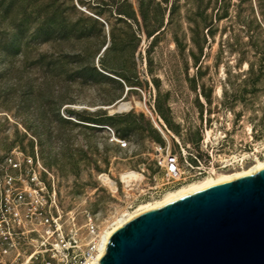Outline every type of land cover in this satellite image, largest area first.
<instances>
[{
    "label": "rangeland",
    "instance_id": "obj_1",
    "mask_svg": "<svg viewBox=\"0 0 264 264\" xmlns=\"http://www.w3.org/2000/svg\"><path fill=\"white\" fill-rule=\"evenodd\" d=\"M114 1L0 0V156L37 155L60 208L100 232L179 187L153 158L164 141L145 106L174 152L225 131L219 152L264 154V0H224L218 21L220 0Z\"/></svg>",
    "mask_w": 264,
    "mask_h": 264
},
{
    "label": "built area",
    "instance_id": "obj_2",
    "mask_svg": "<svg viewBox=\"0 0 264 264\" xmlns=\"http://www.w3.org/2000/svg\"><path fill=\"white\" fill-rule=\"evenodd\" d=\"M146 112L163 137L164 142L153 149V158L168 185L180 186L236 167L241 169L264 158L257 149L219 152L218 147L226 142L225 131H219L214 142L205 131L200 152H188L182 146L174 152L161 130L160 118L148 109ZM105 129L121 149L128 147V142L110 127ZM42 170L37 155L15 149L0 156V264H94L101 232L93 215L84 212L83 223L78 224L73 212H64L54 185L43 180Z\"/></svg>",
    "mask_w": 264,
    "mask_h": 264
},
{
    "label": "water",
    "instance_id": "obj_3",
    "mask_svg": "<svg viewBox=\"0 0 264 264\" xmlns=\"http://www.w3.org/2000/svg\"><path fill=\"white\" fill-rule=\"evenodd\" d=\"M98 264H264V168L132 217Z\"/></svg>",
    "mask_w": 264,
    "mask_h": 264
},
{
    "label": "bare ground",
    "instance_id": "obj_4",
    "mask_svg": "<svg viewBox=\"0 0 264 264\" xmlns=\"http://www.w3.org/2000/svg\"><path fill=\"white\" fill-rule=\"evenodd\" d=\"M218 92H220V89L218 90ZM145 108L147 109L146 106H145ZM155 125L158 126V124H156V122H155ZM262 168H264V158L255 160L253 164H251L250 166H247L246 168L243 167L241 169H235V170H232L229 172L227 171V172H223V173H218L214 176L208 175V176H205L198 181L194 180V182H189L187 184L185 183V185L182 184L181 186H179L178 188H176L174 190L166 191L159 199L140 204L137 208H135L131 212H125V211L122 212L121 211L122 213L119 216L113 218L112 221L110 220L111 223L109 224V226H106L107 228H105L101 232V241H100V246H99V252L97 254V259H96L94 264H98V259L104 253L106 242H107L109 235L115 229H117L118 227H120L121 225L126 223L128 220H130L132 217H134L140 213H143L145 211L152 210V209L158 208L160 206H163L167 203H170V202L175 201V200H177L183 196H186L188 194H191L193 192L201 190V189H203L209 185H212L214 183L221 182V181L228 180V179H232V178L241 177V176H246V175L252 174V173H254L257 170L262 169Z\"/></svg>",
    "mask_w": 264,
    "mask_h": 264
},
{
    "label": "trees",
    "instance_id": "obj_5",
    "mask_svg": "<svg viewBox=\"0 0 264 264\" xmlns=\"http://www.w3.org/2000/svg\"><path fill=\"white\" fill-rule=\"evenodd\" d=\"M120 0H115L114 1V3H117V2H119ZM124 1V0H123ZM222 1H224V0H220L219 2H220V6L217 8V12H216V15H215V20L216 21H218V20H220L221 18H223V16H225V9H226V7L227 6H225V3L223 4V6H222ZM202 4V3H201ZM221 7H222V10H223V14L222 15H218V12H220V9H221ZM206 8H207V5H205V6H201L200 5V7H199V9H200V11H199V19H200V24L203 26V28H206L207 29V35H211L212 34V28H213V26H214V24H213V20L212 19H210V18H208V16L207 15H205V12H206ZM117 14H119V15H125L124 13H122V11L121 10H119L118 11V9H117V12H116ZM48 19H50V18H48ZM47 19V20H48ZM107 49V47L103 50V52L105 51ZM162 143V142H161Z\"/></svg>",
    "mask_w": 264,
    "mask_h": 264
},
{
    "label": "flooded vegetation",
    "instance_id": "obj_6",
    "mask_svg": "<svg viewBox=\"0 0 264 264\" xmlns=\"http://www.w3.org/2000/svg\"><path fill=\"white\" fill-rule=\"evenodd\" d=\"M230 170V169H229ZM226 171H228V170H226Z\"/></svg>",
    "mask_w": 264,
    "mask_h": 264
}]
</instances>
